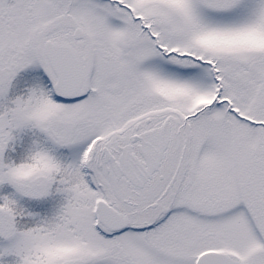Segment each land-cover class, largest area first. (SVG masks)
I'll list each match as a JSON object with an SVG mask.
<instances>
[{"label": "snow or ice", "instance_id": "1", "mask_svg": "<svg viewBox=\"0 0 264 264\" xmlns=\"http://www.w3.org/2000/svg\"><path fill=\"white\" fill-rule=\"evenodd\" d=\"M0 264H264V0H0Z\"/></svg>", "mask_w": 264, "mask_h": 264}]
</instances>
